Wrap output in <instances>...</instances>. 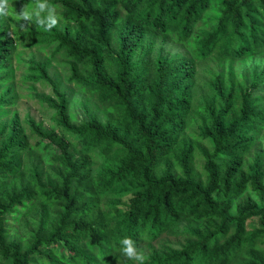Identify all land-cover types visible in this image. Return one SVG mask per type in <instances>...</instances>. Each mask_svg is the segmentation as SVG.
I'll list each match as a JSON object with an SVG mask.
<instances>
[{"label": "trees", "instance_id": "16d2710c", "mask_svg": "<svg viewBox=\"0 0 264 264\" xmlns=\"http://www.w3.org/2000/svg\"><path fill=\"white\" fill-rule=\"evenodd\" d=\"M33 3L16 0L12 8ZM49 3L58 6L60 29L33 23L18 35L22 23L0 17V263L133 264L119 252L122 238L143 249L182 227L184 241L150 251L146 264H264V160H244L264 129V69L248 83L234 82L230 70L226 79L213 76L195 135L182 137L195 64L264 53V0ZM207 11L209 30L192 35ZM159 35L189 47L188 56L148 58L143 47ZM27 37V47L49 50L48 60L26 62L24 76L51 87L37 95L52 111L47 128L27 117L25 129L15 114L2 122L16 101L11 60ZM57 55L67 82L94 99L100 114L71 122L69 98L47 73ZM196 148L200 173L192 167ZM49 149L57 154L46 171L22 161Z\"/></svg>", "mask_w": 264, "mask_h": 264}, {"label": "rangeland", "instance_id": "374dc122", "mask_svg": "<svg viewBox=\"0 0 264 264\" xmlns=\"http://www.w3.org/2000/svg\"><path fill=\"white\" fill-rule=\"evenodd\" d=\"M16 0H12L11 4ZM19 13V11L17 12ZM210 11H207L202 15V19L197 22L193 34H200L204 31L209 30L210 25L213 22H210L211 18ZM7 17H11L13 20L19 21L15 16L14 12H11ZM207 22V23H206ZM10 23V22H8ZM22 23V22H21ZM14 24V23H11ZM11 24H9V29H12ZM33 23L26 25L28 28L33 27ZM61 28L60 23L58 24V29ZM18 35L21 34L25 28L22 26L16 27ZM152 44L150 47L146 44L143 47V53H147V57L151 58L157 55L160 56H171V55H182L188 56L189 47L185 45L177 44L170 35L167 36H153ZM28 42V37L17 42V49L15 57L12 58L11 63L13 66V93L16 96V101L12 107V111L3 118L2 122H6L15 114L17 116L19 125L23 128H27L26 118H31L35 123H40L43 128L49 127L52 124L51 117L52 111L46 107V104L40 103L37 98V95H50L51 87L45 83H32L24 79L26 75V62L29 59H34L36 61H46L49 57V50L42 52L36 46L27 47L25 44ZM264 69V53L257 54L251 57L243 58L240 60H231V61H220L215 56H210L204 61H199L195 64V77H194V93L191 104V113L189 115V124L185 129L182 137L184 138H193L196 132L197 127V109L201 104V98L207 94L206 84L213 76L217 74H222L223 77L227 78L228 70H230L232 79L236 83H248L251 72L253 70L260 71ZM47 73L52 81L57 85L58 90L65 93L69 98L68 105V114L71 122L77 124L82 120H85L88 113H93L99 111V106L86 92L77 87L74 84H69L67 78L69 77V70L67 64L62 57L59 55L54 56L49 60V67L47 68ZM100 114V113H99ZM104 119V118H103ZM198 146H204V143H199ZM57 154L56 150H45L39 152L36 155H29L28 157L22 156V161L25 163L27 168H31L36 164H39L44 171L48 170L47 160ZM194 156L192 160L193 170L197 173H200L202 170V157L197 150H194ZM255 154H260L264 160V129L259 133L257 142L250 148L246 156L244 157L245 162L247 163ZM264 170V169H263ZM27 171H24L23 175L19 178L20 181H26ZM17 179V180H19ZM16 180V181H17ZM264 181V180H263ZM249 196H252V193H247ZM27 218V217H26ZM21 218L20 223L24 219ZM183 222L179 225L183 226ZM13 231L16 232L15 225L12 226ZM182 227H179L176 231L172 233H164L155 241L145 245L143 250L145 255L152 250H164L168 248H177L179 244L184 241L185 235L181 233ZM19 240L23 239L20 236L19 231L15 235ZM25 239V238H24ZM131 263L135 264L134 261ZM0 264H5L1 262Z\"/></svg>", "mask_w": 264, "mask_h": 264}, {"label": "clouds", "instance_id": "9594fccd", "mask_svg": "<svg viewBox=\"0 0 264 264\" xmlns=\"http://www.w3.org/2000/svg\"><path fill=\"white\" fill-rule=\"evenodd\" d=\"M58 6L49 3V0H34L30 6L22 5L19 13L12 8L10 0H0V17L8 16L10 10L15 13L18 20L22 22V27L35 23L44 31H50L57 27L60 17ZM119 252L125 261H134L135 264H146V255L142 248L130 237L122 238L119 241Z\"/></svg>", "mask_w": 264, "mask_h": 264}]
</instances>
